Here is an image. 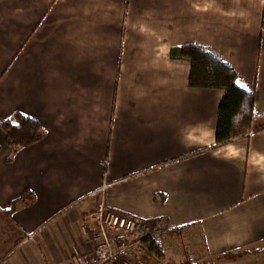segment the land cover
<instances>
[{"label":"crops","instance_id":"1","mask_svg":"<svg viewBox=\"0 0 264 264\" xmlns=\"http://www.w3.org/2000/svg\"><path fill=\"white\" fill-rule=\"evenodd\" d=\"M187 43L264 115V0H0V264H87L102 205L199 227L202 264H264V129L217 144L225 90L190 85ZM19 111L44 137L13 148Z\"/></svg>","mask_w":264,"mask_h":264},{"label":"trees","instance_id":"2","mask_svg":"<svg viewBox=\"0 0 264 264\" xmlns=\"http://www.w3.org/2000/svg\"><path fill=\"white\" fill-rule=\"evenodd\" d=\"M171 56L190 61L189 82L191 86L225 90V95L218 107L217 144H225L237 137L264 129V115L260 116L255 112L256 94L237 83V74L232 66L194 43L173 47ZM2 127L13 148L34 144L44 137L41 122L20 111L5 120ZM30 194L31 192L26 190L21 199L27 198ZM170 230L173 228L168 229ZM162 234L145 237L140 246L150 254L163 256L164 248L160 238ZM202 263L201 258H195L183 259L177 264Z\"/></svg>","mask_w":264,"mask_h":264},{"label":"built area","instance_id":"3","mask_svg":"<svg viewBox=\"0 0 264 264\" xmlns=\"http://www.w3.org/2000/svg\"><path fill=\"white\" fill-rule=\"evenodd\" d=\"M96 215L101 233L96 238L95 256L87 264H118L122 259L129 258L134 245L162 228L149 221L112 211L103 205L98 208ZM117 238H123L122 243H118Z\"/></svg>","mask_w":264,"mask_h":264},{"label":"rangeland","instance_id":"4","mask_svg":"<svg viewBox=\"0 0 264 264\" xmlns=\"http://www.w3.org/2000/svg\"><path fill=\"white\" fill-rule=\"evenodd\" d=\"M168 229L172 228H165L164 226L161 228V230L152 235L155 236L163 232V234L160 235L164 248L163 256L146 252L138 243L132 247V252L136 253V258L141 257L143 253H146V264H177L183 259H195L199 257L206 258L205 245L202 237V232L199 227L189 226L183 227L180 230L178 228L177 230L173 229L170 231H168ZM130 237L131 239H136V237ZM263 248L264 245L257 247L256 251H259L260 249L262 250ZM139 249L144 250V252Z\"/></svg>","mask_w":264,"mask_h":264},{"label":"snow or ice","instance_id":"5","mask_svg":"<svg viewBox=\"0 0 264 264\" xmlns=\"http://www.w3.org/2000/svg\"><path fill=\"white\" fill-rule=\"evenodd\" d=\"M241 87H243V85H241Z\"/></svg>","mask_w":264,"mask_h":264}]
</instances>
